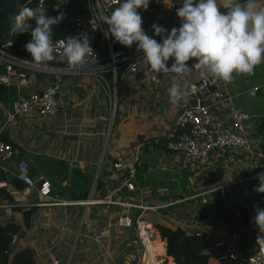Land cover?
Returning a JSON list of instances; mask_svg holds the SVG:
<instances>
[{
  "label": "crops",
  "instance_id": "0c3cea01",
  "mask_svg": "<svg viewBox=\"0 0 264 264\" xmlns=\"http://www.w3.org/2000/svg\"><path fill=\"white\" fill-rule=\"evenodd\" d=\"M61 3L68 13L87 9L86 0H60L57 6ZM182 3L183 0L156 1L163 27L170 30L180 26L176 10ZM257 3L264 6V0ZM220 11L226 9L221 7ZM195 62L191 59L187 63L191 66ZM171 63L170 58L169 67ZM55 78L56 112L40 116L34 110L26 111L3 132L17 153H23L21 157L28 166L34 167L35 176H44L52 187V198H46L37 191L39 180L30 190L17 191L8 186L15 198L0 199V220L18 221L27 234L35 229L36 239L23 235L18 242L35 249V264H51L50 254L69 258V264H139L135 224L121 220L136 212L153 222L159 219L185 231L207 232L211 240L224 232V239L240 258L218 261L216 255L221 249H217L209 256L210 264H245L247 255L261 250L256 242L258 228L251 218L255 215L254 204L259 202L264 208V193L253 191L259 183L257 173L264 171V156L214 149L206 160L195 161L165 149L164 141L159 139L168 137L177 114L186 105L205 104L214 118L224 121H229L235 107H241L247 115L245 123L252 145L264 152V62L252 74L233 73L231 82L210 81L212 90L204 97L187 94L188 84L209 78L195 67L181 75L161 73L155 81L127 72L116 84L120 108L112 128L106 91L109 79L104 82L87 75L60 74ZM173 83L180 84L184 91L179 104L169 100L167 89ZM49 85L52 84L46 76L26 84L11 78L8 84L0 85V117L11 110L13 99L40 92ZM141 159L147 165L134 178L133 190L119 193L112 201L98 194L101 187L95 186L97 179L104 184L121 174L114 170V162ZM12 167L10 161H0V168L15 174ZM226 174L235 180L230 192L218 188ZM36 193L37 197H16ZM144 204L147 206L142 207ZM31 210L29 216L27 212ZM202 211L207 216L200 221L197 217ZM157 238H162L159 232ZM161 240L167 264H177L166 254L165 239Z\"/></svg>",
  "mask_w": 264,
  "mask_h": 264
},
{
  "label": "built area",
  "instance_id": "2783aa9c",
  "mask_svg": "<svg viewBox=\"0 0 264 264\" xmlns=\"http://www.w3.org/2000/svg\"><path fill=\"white\" fill-rule=\"evenodd\" d=\"M33 0H21L18 10L28 7ZM54 7L67 10L64 6H57L58 0ZM87 9L85 11H75L68 13L67 20L71 22L73 30L67 32L64 36H52V43L55 53L61 59L64 41L69 36H88L93 48V56L85 57L82 65L69 67L66 62L62 66L43 65L32 62L31 59L12 53L7 49L11 44V39H6L0 44V64L4 66V70L0 71V85L8 84L11 78L17 79L19 82L26 84L35 81L36 72H42L43 68L52 69L55 74H67L80 77L87 75L93 78L107 82L109 77L114 84L120 81L125 73L142 74L148 80L155 81L159 75L151 72L142 62V52L138 51L134 43L131 48L120 44L116 48L113 37L105 36L107 24H104L102 17L110 15L111 12L119 6L122 0H86ZM157 0H150L147 10L138 9L143 18L142 27L146 34L152 36L158 42H161L159 36H154L152 24L161 25V13L156 6ZM46 6V0H36L35 10L41 11ZM52 89L54 91L50 92ZM208 80L202 78L199 82L188 84L187 94L201 97L211 92ZM58 82L54 81L46 90L33 92L24 97L16 98L11 101V110L6 111L4 116L0 117V134L9 130L17 121V116L29 110H34L40 116H49L54 114L58 108ZM107 94L113 92L110 86H106ZM109 96V95H108ZM112 98V97H111ZM114 110L116 107V98L113 94ZM110 103V97H109ZM112 103V102H111ZM246 113L241 107H235L230 112L229 121L214 118L205 104L197 103L186 105L181 108L177 114L172 126L167 134V147L170 150L180 152L185 158L192 160H206L214 149L220 150H238L247 154L256 155L258 153L264 156V152L257 150L251 143L249 132L245 120ZM17 151L12 143L5 141L0 137V161H10L16 156ZM18 170L19 177L26 183L25 190H30L36 185L38 193L46 198H52L51 183L44 176L37 179L27 174L28 162L21 158L14 163ZM114 170H119L121 174L116 175L117 180L112 178L103 184L106 191L104 200L112 201L124 191L134 189V172L135 162H125L118 160L113 164ZM222 185L218 188L229 189L231 184L235 182L231 174H226ZM118 183V184H117ZM4 182L0 179V187ZM144 204L143 207H146ZM125 224H135L137 239L140 247L139 264H167L164 253L162 238L156 239L158 230L150 218L146 217L142 212L136 214L132 221V217L126 215L121 218ZM224 232L217 233V239L209 241L206 254H211L217 249V260L228 261L239 259V254L232 249V244L224 239ZM19 233H14L11 237V244L17 245L19 242ZM162 244V254L155 250L156 242ZM51 264H69L70 259H59L54 255H49ZM245 264H264V251L255 250L244 258Z\"/></svg>",
  "mask_w": 264,
  "mask_h": 264
},
{
  "label": "clouds",
  "instance_id": "9594fccd",
  "mask_svg": "<svg viewBox=\"0 0 264 264\" xmlns=\"http://www.w3.org/2000/svg\"><path fill=\"white\" fill-rule=\"evenodd\" d=\"M149 3L150 0H122L102 21L108 26L105 36L129 48L136 44L137 50L142 52L143 64L151 72L181 75L195 67L212 83L217 80L227 83L233 80V73L252 74L255 67L264 62V6L258 5L257 0H243V3L240 0H183L176 10L181 19L179 27L168 30L158 23L152 24L154 36H159L161 42L147 35L142 27L144 21L138 9L147 10ZM221 7L226 11L221 12ZM66 15L59 12L52 16L28 7L9 14L10 26L16 34L30 32L31 39L24 49L32 62L40 64L56 58L53 25H58ZM32 20L35 27L29 23ZM81 37L69 36L64 41L61 59L69 67L82 65L85 57L93 56L90 38ZM170 58L171 67L168 66ZM191 59L196 62L189 66L187 62ZM167 92L173 104L184 99V91L178 83H173ZM255 179L259 183L253 191L264 193V171L257 173ZM253 208L255 215L251 221L258 228L256 242L264 251V208L259 202Z\"/></svg>",
  "mask_w": 264,
  "mask_h": 264
},
{
  "label": "trees",
  "instance_id": "16d2710c",
  "mask_svg": "<svg viewBox=\"0 0 264 264\" xmlns=\"http://www.w3.org/2000/svg\"><path fill=\"white\" fill-rule=\"evenodd\" d=\"M35 1L33 0L31 3H29L28 8H31L35 10ZM56 1L55 0H46V6L43 10L48 15L56 16L59 14V12H65L67 15L66 17L58 24L53 25V33L52 35L55 37L58 36H64L67 32H70L73 30V26L71 22L67 20L68 17V11L59 9L54 7ZM37 11V10H35ZM39 12V11H37ZM29 23L32 24V27H35V21H29ZM11 39V44L7 46V49L11 51L12 53H15L20 56L28 57L31 59L30 54L24 49V45L31 39L30 32L27 33H21L16 34L12 28L10 32L7 34L6 39ZM116 48L120 46L118 42L115 43ZM44 64L52 65V66H62L64 64V61L56 56V58L52 61L46 62ZM3 70V66L0 64V71ZM64 77H67V74H62ZM142 75V74H139ZM44 76L48 77L49 82L52 84L54 82L55 74H46L43 72H36L37 78H43ZM111 80V77H109ZM202 79V78H201ZM200 79V80H201ZM208 80L209 86L212 89V85L210 83V79L206 78ZM200 80L196 81L199 82ZM51 87L50 85L47 86L45 89H48ZM210 92L202 95L201 97L206 96ZM140 135V139H141ZM0 137L5 140L9 141L10 143L14 144L11 140H9L5 133H1ZM163 142V146L165 149L167 148V142L168 137H161L159 139ZM170 150V149H169ZM22 152L17 153L16 156L10 162L14 167L15 174H12L10 171H4L2 168H0V179L5 183L0 187V199L2 200H12L15 198V196L12 195L11 191L9 190L8 186H12L17 191H23L26 183L19 177L18 170L16 169L14 163H16L19 159L23 158ZM144 159H141L140 161L135 162V172H134V178L138 176L140 168H145L147 165L146 161H143ZM27 174L31 177H35L36 170L32 166H28ZM38 176V175H37ZM36 176V177H37ZM83 176V175H82ZM100 185L101 189L98 194L100 196H104L106 194V191L103 188V184L100 183V180L97 179L95 186ZM99 187V186H98ZM52 192V190H51ZM130 192V191H129ZM133 191H131L132 193ZM37 197L36 194H29V195H18L17 198H26V197ZM85 196V195H84ZM125 200H129V197L122 196ZM32 213L31 211H28L27 214L30 216ZM137 212L132 216V221L135 218ZM207 213L202 211L197 219L200 221L204 219L203 217H206ZM134 222V221H133ZM154 224L156 226V229L158 230L160 236L165 239V249L166 254L169 256H172L173 260L177 264H210L211 260L209 259V256L211 254H206L204 252L205 248L208 246V241L206 239L207 232L204 231H185L183 229L176 228L173 225H170L167 222L161 221V220H154ZM14 233H19L20 236H28L30 239H36L37 234L35 232V229L32 231H29L25 233V230L23 227H21V224L18 223L16 220H0V264H35L34 263V257H35V249L25 243L20 242L18 245H12L11 244V237ZM50 260V258H49Z\"/></svg>",
  "mask_w": 264,
  "mask_h": 264
},
{
  "label": "water",
  "instance_id": "95a60500",
  "mask_svg": "<svg viewBox=\"0 0 264 264\" xmlns=\"http://www.w3.org/2000/svg\"><path fill=\"white\" fill-rule=\"evenodd\" d=\"M21 0H0V44L11 30L10 13H17Z\"/></svg>",
  "mask_w": 264,
  "mask_h": 264
},
{
  "label": "rangeland",
  "instance_id": "374dc122",
  "mask_svg": "<svg viewBox=\"0 0 264 264\" xmlns=\"http://www.w3.org/2000/svg\"><path fill=\"white\" fill-rule=\"evenodd\" d=\"M59 1V3H60V0H58ZM61 6H63V3H61ZM65 8V7H64ZM162 21H163V18H162ZM28 58V57H27ZM41 64H43V65H47V64H44V63H41ZM43 67H45V66H42V72L43 73H46V74H55L56 72L55 71H53L52 69H47V68H43ZM61 75V74H60ZM136 75H139V74H133V76H136ZM157 79V78H156ZM155 79V80H156ZM109 86H110V90L113 92L112 94L109 92V97H110V103L108 104L109 105V108H108V123H109V125H111V128H112V123H113V121H114V119H115V117H116V114H117V108H120V105L118 106V95H117V87H116V85L114 86V84H113V82L112 81H110V79H109ZM113 94H114V96H115V98H116V107H115V110H114V104H113V101H114V98H113ZM112 97V98H111ZM112 102V103H111ZM172 126V125H171ZM110 131H111V129H110ZM109 135H110V132H109ZM105 137H106V135H105ZM105 143H106V138H105ZM105 149H106V147L103 149V151H102V154H103V156H105ZM143 207V206H142ZM140 208V207H139ZM73 230V229H72ZM75 230V229H74ZM70 233H72V232H70Z\"/></svg>",
  "mask_w": 264,
  "mask_h": 264
},
{
  "label": "bare ground",
  "instance_id": "6f19581e",
  "mask_svg": "<svg viewBox=\"0 0 264 264\" xmlns=\"http://www.w3.org/2000/svg\"><path fill=\"white\" fill-rule=\"evenodd\" d=\"M155 250H157L158 253H162V247L160 241H157L155 245Z\"/></svg>",
  "mask_w": 264,
  "mask_h": 264
}]
</instances>
